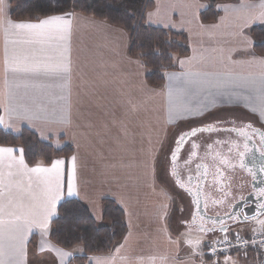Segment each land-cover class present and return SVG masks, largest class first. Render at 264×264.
<instances>
[{"label":"crops","instance_id":"crops-1","mask_svg":"<svg viewBox=\"0 0 264 264\" xmlns=\"http://www.w3.org/2000/svg\"><path fill=\"white\" fill-rule=\"evenodd\" d=\"M152 1L154 7L145 15L146 24L165 31L184 33L188 42L189 55L183 58L172 56V65L175 66L166 72H231L241 82L260 78L264 67H261L259 60L264 56L253 53L248 29L252 24L264 26V17L259 15L261 7H264V0L228 3L222 7V19L210 24L199 22L200 6L197 0ZM6 2L7 8L11 10L10 0ZM238 9L242 12L238 13ZM69 11L74 15L68 44L73 68L68 123L60 122L63 102L57 99L61 93L55 87L33 86L18 90L21 96L27 93L18 103L30 105L34 110L46 108V114L40 119L21 120L5 109V104L8 103L3 95L5 48L15 47L18 51L28 52L38 50L40 45L26 43L28 38L23 35H7L4 21L10 19V11L0 17V116L4 120L0 128L14 135L27 129L55 149L66 146L73 149L72 155L67 159H55L64 162L61 165L64 188L54 211L57 212L64 200L75 199L84 204L93 220L100 224L103 200H112L123 210L127 232L121 243L109 254L88 256L84 264H88L89 258H92V264H96L97 259L103 264H216L217 260L219 264H224L225 258L214 260L205 253L206 243L210 238L185 224V218L191 216L188 200L183 194L180 197L181 193L174 190L166 179H161L167 169V157L159 149L161 142L165 145L174 143V132L187 130L201 121L211 123L215 117L221 118L224 113L241 112L245 120L250 118L251 109L259 106L260 93L238 89L249 97L248 101H240L241 107L216 104L211 106L214 110H204L206 115L181 110L179 116H173L170 109L174 105L177 108L186 105L195 109L201 103H206L204 94L185 95L180 91L186 87L183 82L173 84L166 79L157 87L149 85L146 81L148 70L139 56L130 55L129 36L122 28ZM149 12L155 14L149 17ZM228 14L230 16L223 22ZM13 41L16 43L13 44ZM52 46H56L55 42ZM201 53L207 57L204 62L200 61ZM194 54L197 55V60L181 70L178 60ZM17 79L21 82L28 80L35 85L53 83L43 78L33 81L23 75ZM245 109L248 110L247 113ZM197 116L199 118H195ZM224 124V127L228 126ZM225 137L223 133H201L190 138L191 143L195 142L200 146L199 149L193 150L190 145L174 162L178 177L186 179V182L189 176L194 178V190L195 177L199 175L196 164L204 166L200 169L201 172L207 170L205 179L200 182L202 199L204 192L208 193L210 187L208 176L220 167L217 158L226 149L214 145L211 150L206 151L207 145L217 138ZM190 151L197 152L199 158L190 157ZM157 155L158 174L154 178L151 157ZM15 156L18 161L19 153ZM73 157L76 159L73 160ZM189 159L192 163H185ZM52 162L49 165L39 162L28 167H51ZM7 164L5 156L0 160V174H3L7 183L8 173H14L12 194L16 202L23 205L26 212H42L48 187L46 180L54 173L20 174L17 168L9 169ZM71 170L74 194L68 196L67 172L71 173ZM55 217L56 215L50 217L49 231ZM259 219L264 220V216ZM260 228V224L251 222L231 231L250 235L254 229ZM32 235H38V238L31 247L29 242ZM48 236L49 234L41 239L39 229L28 234L26 264H53L54 261L55 264H72V259L83 256L81 247L65 251L50 242ZM37 245L41 247L38 249ZM62 253L71 255L65 260ZM228 257L229 264L261 263L258 251L232 253Z\"/></svg>","mask_w":264,"mask_h":264},{"label":"snow or ice","instance_id":"snow-or-ice-1","mask_svg":"<svg viewBox=\"0 0 264 264\" xmlns=\"http://www.w3.org/2000/svg\"><path fill=\"white\" fill-rule=\"evenodd\" d=\"M10 11L7 8L6 0H0V17L7 14ZM154 12H149L148 16L154 15ZM73 13L69 10L62 8H52L49 14L43 18L36 17L35 21L27 22H13L10 19L5 20V32L9 36L23 35L28 39L26 43L32 45H40L38 50L21 52L15 47L9 49L5 48L4 52V92L3 95L8 101L5 104V109L9 114L14 113L18 119L21 120H35L40 119L46 114V108L40 107L33 109L32 106L18 103L22 101L27 95L24 96L18 94V90L23 87L28 89L33 86H43L59 89L60 95L58 100L62 101V115L60 117L61 123H68V116L71 112V77H72V60L70 57V49L68 47L72 30H73ZM260 16H264V7H261L259 12ZM55 42V47H53ZM16 41H13L15 44ZM47 45V47H45ZM49 53H55L54 55ZM200 55V61L204 62L207 57L203 53ZM197 60V55L188 57L186 59L178 60V64L181 70L185 69L186 65L192 64ZM255 60V58H254ZM251 63V62H250ZM259 64L264 67V58H260ZM172 67L175 64L171 65ZM23 75L31 80H39L41 78L53 81V83L47 85H35L25 80L21 82L17 79L18 76ZM164 79L171 81L173 84L176 82H183L186 87L181 88L180 91L185 95L199 96L204 94L206 103H201L195 109L189 108L186 105H181L177 108L175 105L170 109V113L173 116H179L181 110L184 112H196L200 115H206L205 109L214 110L211 106L216 104H222L227 107H241L240 101H248L249 97L238 89H249L258 91L259 106L251 109V117L242 120L240 118H232L228 120L226 128L222 127L221 122L204 123L201 121L196 126H190L187 130H180L178 133H173L174 143H168L165 145L161 142L160 152L165 153L167 169L164 177L170 186L174 190H178V193L183 195L188 200L189 211L191 213L190 218L186 217L185 222L190 223L194 221L196 216L199 215L201 220H205L204 211L209 207L207 201L201 199V181L205 179L207 170L201 172L200 169L204 166L200 163L196 164V170L199 175L195 177L196 187L195 190L192 187L194 178L189 176L187 179L188 186H185V181L178 177L174 162L177 161L179 153L182 151L181 145L185 144L190 138L197 137L201 133L216 134L221 131L227 130L231 136L225 138H217L207 145V149L211 150L214 145L226 147L228 153H231L233 144L232 136L243 137L246 141L244 144L245 151L250 150L248 143L255 137H259V144L261 148V155H264V71L260 73V78H250L244 81H240L237 76L231 72L225 73H213V72H199V71H181L179 73H164ZM170 87V85H169ZM67 93V94H65ZM87 95V93H85ZM171 95V93H170ZM247 109L245 112L247 113ZM258 113V115H257ZM192 118V117H190ZM195 118H199L198 116ZM3 117L0 116V125H3ZM179 123V121H178ZM258 125V127H257ZM248 130H251L249 132ZM199 145L195 142L191 144L193 150H198ZM238 147V145H237ZM19 153V159L15 156ZM243 156V153L240 154ZM7 158L9 169L17 168L20 174H40V173H54L50 175L47 180V192L45 195V203L43 210L39 214L26 212L24 206L18 204L12 194V177L14 173L11 171L8 173V182L5 183L3 174H0V264H26V244L28 242V234L32 233L34 229L40 230L41 239H44L49 234V220L50 217L57 214L53 209L56 207L57 202L63 195L64 188V172L61 169V165L64 163L61 160H55L52 162L51 167H31L29 168L25 163L24 149L14 147H0V160ZM189 156H197V152L190 151ZM197 158H199L197 156ZM76 158L73 157V160ZM153 177L156 178L158 174V155L151 157ZM220 167L216 168L213 173V184L211 187L214 189V195H217V199L213 201V204L223 205L225 200L229 196L228 189L231 188V181L234 178L235 165L231 164L230 160L217 158ZM185 163H192V160H186ZM229 167L232 169L228 171ZM240 168H244L243 160L240 162ZM261 173H264V165L260 168ZM227 172V175L225 173ZM249 173L252 179H256L255 172L249 169ZM39 180V177L37 176ZM264 183V181H262ZM73 191V172H67V195L71 196ZM257 195L264 201V187L257 189ZM222 197V198H221ZM203 205V206H202ZM258 215L253 218L256 223L260 224L261 228L253 230L254 236L258 238H247L241 236L239 232H232V225L226 221H232L234 223H244L249 220V217H243L241 220L239 215L228 213L224 217H208L212 222L211 227L202 228L206 234H215L216 232L223 233L221 239H217L208 245L209 253L211 255H221L226 251H229L233 247L237 249L243 246L245 249L251 245L258 249H264V220H260L259 216H264V202L257 203ZM219 225L217 228L216 225ZM235 242V243H234ZM41 246L37 245L39 249ZM195 254V249L193 250ZM203 254V253H202ZM264 255V252L261 253ZM63 258L69 257L70 253H62ZM55 264V261L53 262ZM88 264H92V258H89ZM96 264H103V262L97 259ZM219 264V261H216ZM224 264H229V257L225 256ZM264 264V261H261Z\"/></svg>","mask_w":264,"mask_h":264},{"label":"trees","instance_id":"trees-1","mask_svg":"<svg viewBox=\"0 0 264 264\" xmlns=\"http://www.w3.org/2000/svg\"><path fill=\"white\" fill-rule=\"evenodd\" d=\"M201 1L207 7L199 13V21L201 24H210L217 22L220 15L217 4L230 0ZM10 7V19L14 22L35 21L36 17L43 18L49 14L52 8H62L122 28L129 36V53L142 60L148 70L146 81L151 86L163 84L164 72L172 69V56L183 58L189 55L184 33L145 25V15L154 7L151 0H128L117 9L98 0H10ZM249 35L253 53L264 56V26H253ZM0 147L23 148L27 166L39 162L49 165L53 160L67 159L73 153L70 146L55 149L27 129L14 135L0 128ZM240 181L241 190L249 193L250 177L246 174L244 180ZM101 214V223L97 224L80 201L64 200L51 221L48 240L65 251L81 247L83 256L72 259V264H84L88 256L109 254L126 235L124 212L112 200L105 199L102 201ZM37 238L38 235L31 236V247Z\"/></svg>","mask_w":264,"mask_h":264},{"label":"flooded vegetation","instance_id":"flooded-vegetation-1","mask_svg":"<svg viewBox=\"0 0 264 264\" xmlns=\"http://www.w3.org/2000/svg\"><path fill=\"white\" fill-rule=\"evenodd\" d=\"M220 117L221 118L215 117L214 121L215 122H221L222 127H224L223 126V125H225L224 123H226L228 120H231L234 117L235 118H240L242 120H245L244 119L245 117H244V115H242L241 112L236 113V114H232V115H230L229 113H224V115H221ZM214 121H212V122H214ZM248 131L251 132V130H248ZM219 133H223V135L226 136V137L227 136H231V134L227 130L221 131ZM231 138L233 140V144L231 145V148H232L231 153H228V150L225 147L226 149L224 150V152L220 156H218V157H220V159L230 160L231 164H234L236 166L235 167V171H234V178L231 181V188L228 189L230 194L227 197V199L225 200V203L223 205H219L220 208L222 207L220 210L214 209L213 205H212V201L216 200L218 197H217V195H214V191H213L214 189L211 187V185L213 184V173L209 174L208 178H209L210 184H208V185H210V187H209L208 193L204 192L202 200H205V201L208 202L209 207L207 209H205V210L210 215L212 214L213 211L215 213H217L219 211L226 210L229 206H231V204H233L235 201H238L239 198H241L245 194H247V193L243 192L241 190V187H240V184L242 183V181H240V180H244V178L246 176V173L244 172V170L240 168L241 160H243V163L245 162V148H244V144L246 143V141H245V139L242 136L241 137L232 136ZM253 141H255L258 145H260L258 136L255 137L253 139ZM253 141L247 142L248 145L250 143L253 144ZM191 144L192 143L190 142V139L185 144H182L181 145L182 151L180 153L185 152L186 149L190 148ZM237 145H238V147H237ZM241 153H243V156L240 155ZM210 158H211V156L209 157V159ZM177 165H178V162H177ZM228 171L231 172L232 169L229 167ZM181 175H183V174H181ZM225 175H227V172L225 173ZM184 181H185V186L187 187L186 179H184ZM212 191H213V193H211ZM182 194L183 193L180 194V197H182ZM201 198H202V196H201ZM185 224L189 225V226H192L193 229H202L203 227H207L206 224L203 223V220L200 219L199 215L196 216L194 221H191L190 223H186L185 222ZM203 234L207 238H210V236H211L210 234H206L205 232ZM211 237H213V236H211Z\"/></svg>","mask_w":264,"mask_h":264},{"label":"water","instance_id":"water-1","mask_svg":"<svg viewBox=\"0 0 264 264\" xmlns=\"http://www.w3.org/2000/svg\"><path fill=\"white\" fill-rule=\"evenodd\" d=\"M248 148L250 150L245 151V162H244L245 165H244L243 170L250 177V192L245 194L243 197L239 198L238 201H235L233 204H231V206H229L224 211L222 210L217 213L212 212V214L210 215L205 210L204 211L205 220H203V223L206 224L207 227L212 226L211 220L207 219L208 217H217V216L224 217L228 213L239 215L241 220L245 216L249 217V220L244 223H234L232 221H226L227 223L232 225L231 229H234L244 224L255 222L253 218L257 217L258 215L257 203L264 202L257 195V189L264 187V183H262V181H264V173H261L260 171L261 166L264 165V155H261L260 145H258L255 141H253V144L250 143L248 145ZM249 169L255 172V175H256L255 180L252 179V176L249 173ZM212 205H213V208L216 210H220L222 208V207L220 208L219 205L213 204V201H212ZM261 217L262 216H259V218ZM207 227H203V228H207ZM216 227L218 228L219 225L217 224ZM196 230L198 232H202L201 229H196ZM202 233H204V231ZM210 235L219 236V235H223V233L216 232L215 234H210Z\"/></svg>","mask_w":264,"mask_h":264},{"label":"rangeland","instance_id":"rangeland-1","mask_svg":"<svg viewBox=\"0 0 264 264\" xmlns=\"http://www.w3.org/2000/svg\"><path fill=\"white\" fill-rule=\"evenodd\" d=\"M98 1H104L108 6H110L111 8H113V9H117L118 7H122L123 6V4L125 3V2H127L128 0H98ZM152 1V0H151ZM235 1V2H234ZM249 1H255V0H249ZM153 2V1H152ZM234 2V3H233ZM238 2V0H230V1H227V2H225V3H218L217 4V6H216V9H217V11L219 12V17H218V19H217V21L220 19H222V16H223V14H224V11H223V6H225V5H228V3H232V4H235V3H237ZM197 3L199 4V6H200V8H199V10H200V12L201 11H203L206 7H207V5L203 2V1H201V0H197ZM154 5V4H153ZM228 7V6H227ZM237 12L238 13H241L242 12V10L241 9H238L237 10ZM230 16V14H228V15H226L224 18H223V22L228 18ZM221 17V18H220ZM264 17V16H263ZM198 19H199V17H198ZM145 21V20H144ZM200 22V21H199ZM145 25L146 26H148L147 24H146V21H145ZM253 26H261V25H258V24H252L251 26H250V28L248 29V32L250 31V29L253 27ZM115 27V26H114ZM149 27V26H148ZM244 34H246V32H244ZM249 37H250V35H249ZM187 46H188V42H187ZM230 115H232V114H234V113H229ZM187 236V235H186ZM187 237H190V236H187ZM198 239H201V237H199ZM203 239V238H202Z\"/></svg>","mask_w":264,"mask_h":264},{"label":"built area","instance_id":"built-area-1","mask_svg":"<svg viewBox=\"0 0 264 264\" xmlns=\"http://www.w3.org/2000/svg\"><path fill=\"white\" fill-rule=\"evenodd\" d=\"M259 230H257L258 232ZM242 236V235H241ZM247 238H258V236H254V233H251L249 236H245ZM222 237L220 238H217V239H221ZM217 239H213L212 241H210L207 246H206V254L208 256H210L212 259H218V258H222V257H225V256H229L231 253H240V254H245V253H249L250 251H258L260 254L262 252H264V249H258V248H255L251 245H249L246 249L243 247V246H240L238 249L236 247H233L232 249H230L229 251H226L224 252L223 254L221 255H211L209 253V248H208V245L211 244L213 241L217 240ZM235 243V242H234ZM261 261H264V255L261 254ZM261 264V263H260Z\"/></svg>","mask_w":264,"mask_h":264}]
</instances>
